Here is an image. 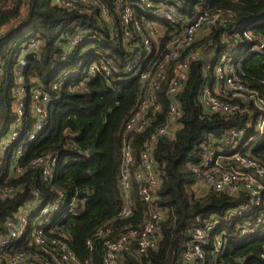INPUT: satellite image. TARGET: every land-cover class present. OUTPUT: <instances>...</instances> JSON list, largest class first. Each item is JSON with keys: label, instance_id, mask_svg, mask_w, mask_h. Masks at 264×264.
I'll use <instances>...</instances> for the list:
<instances>
[{"label": "trees", "instance_id": "16d2710c", "mask_svg": "<svg viewBox=\"0 0 264 264\" xmlns=\"http://www.w3.org/2000/svg\"><path fill=\"white\" fill-rule=\"evenodd\" d=\"M62 1L67 0H15L12 4L9 0H0V127L4 125L0 138L9 134L15 121L17 52L24 42L38 38L39 50L29 51L25 56L24 78L29 96L37 87L49 96L48 118L40 137L28 145L21 167L46 155H57L59 159L57 171L48 182L42 179L41 166L25 169L19 176H4L0 187L24 186L26 192L0 201V232H6L7 220L32 198L31 189H37L46 202L61 191L65 199L56 220L68 230L72 250L81 261L103 264L101 240L96 241L93 252L89 251L87 242L95 241L99 229L111 228L114 235H118L127 228L141 227L151 209L135 183L131 197L133 215L128 219L118 217L124 204L119 185L124 126L136 109L142 83L133 76L127 80L126 66L130 56L120 45L108 42V28L100 14L101 6H92L89 14L79 13L65 7ZM95 1L107 6L116 17L115 0ZM125 2L138 3V13L144 14L142 20L165 28L157 54L143 66L144 72L153 71L169 54L167 45L182 28L158 19L153 15V9L141 6L140 0ZM166 3L176 4L177 14L188 19L205 9L211 15L218 11L231 13L232 18L228 24L217 23L204 29L205 35L184 53L201 49L204 59L192 61L189 79L179 95L183 110L182 129L173 141L160 138L154 151L162 177L156 205L168 210L167 217L160 223L157 251L142 257L125 253L123 264H189L183 259V253L189 240L187 229L191 221L198 218L196 224L203 225L205 221L224 220L230 210L240 208L247 201L243 194L234 197L208 191L199 195L191 167L200 163L211 137L222 146L234 132L246 130L243 143L251 137L260 140L255 112L252 116L209 114L203 109L200 95L205 83L215 85V81L211 82L213 69L207 70L210 52L216 50L218 58L228 44L236 41L247 44L242 33L252 24L264 22V0H169ZM78 7L82 8V5L78 4ZM116 19L119 23L120 18ZM12 20H15L14 24H11ZM3 27L7 28L5 32H2ZM250 31L264 37V23L253 26ZM81 33L83 45L72 52L70 43ZM224 36L228 40L226 43L222 42ZM101 58H107L117 68L109 82L102 75L90 73L91 63H101ZM173 65L168 66V76ZM242 69L245 85L264 99V50L246 53ZM55 83L58 90H54ZM166 89L167 84L163 83L159 91L161 113L145 132L135 136L136 163L143 142L166 120ZM31 102L29 98L22 137L33 130ZM246 105L257 111L252 103ZM262 139L261 143L255 141L249 148L250 154L260 162H264V136ZM94 145L97 154L89 158ZM74 200L77 203L72 205ZM236 227L237 223L231 228H222L227 247L220 261L223 264H264V233L239 239ZM206 253L210 256L209 249Z\"/></svg>", "mask_w": 264, "mask_h": 264}, {"label": "built area", "instance_id": "2783aa9c", "mask_svg": "<svg viewBox=\"0 0 264 264\" xmlns=\"http://www.w3.org/2000/svg\"><path fill=\"white\" fill-rule=\"evenodd\" d=\"M14 1L9 0L11 4ZM140 1L145 9H153L152 13L158 19L171 24L172 27L182 28L181 33L167 45L169 54L163 62L155 70L146 72L143 66L157 54L165 28L154 22L142 20L144 14L138 13V3L127 4L125 0H115L116 17H114L107 6L99 5L95 0L62 1L65 7L76 9L79 13L89 14L92 6H101L100 14L104 25L108 28V42L120 45L130 56L126 66L127 80L129 81L133 76L142 83L136 109L124 126L122 166L119 175L124 204L118 217L128 219L133 215L131 197L135 183L140 188L143 201L149 204L151 209L141 227L127 228L118 235H114L115 232L111 228L99 229L95 234V241L87 242L89 251L93 252L96 241L101 240L103 264H123L125 253L142 257L157 251L160 223L166 219L168 210L156 205L162 177L154 151L160 138L173 141L182 129L183 110L179 95L189 79L192 61L204 59L201 49L189 54L184 53L201 38L204 29L217 23L228 24L229 19L232 18L231 13L218 11L211 15L205 9L194 18L188 19L178 15L176 4L166 3L169 0ZM78 4H81L82 8H79ZM117 17L120 18L119 23ZM14 23L15 20H12L11 24ZM263 23H254L243 31L247 44L238 41L235 44H228L218 58L216 50L210 52L207 70L213 69L211 82L215 81V85L205 83L201 89L200 101L204 111L227 117L252 116L255 112L258 116L256 131L260 140L251 137L243 143L246 130L234 132L222 146L211 137L204 148L202 160L191 167L200 194L205 195L208 191L227 193L234 197L243 194L247 201L240 208L230 210L224 220L205 221L203 225L196 224L199 222L198 218L191 221L187 229L189 240L183 253V259L189 264H223L220 258L225 253L227 240L222 228H231L237 223L239 239L264 233V162L258 161L249 152L251 144L255 141L258 144L263 140L264 99L245 85V74L242 69L243 56L246 53L264 50V37L253 35L250 31L253 26ZM6 29L3 27L2 32ZM81 36L82 33L72 39L70 43L72 52L83 45ZM227 41L224 36L222 42ZM39 48L40 41L35 38L30 42H24L17 52L19 63L15 88V121L9 134L0 144V185L5 175L8 178L19 176L25 172V169H35L38 166L42 168L43 181L48 182L58 168L57 155H46L21 167L28 145L40 137L48 118L46 107L50 102L49 96L44 94L40 87L35 88L29 96L24 78V69L27 66L25 56L29 51L37 52ZM101 60V63L96 61L91 63L90 73L102 75L109 82L110 77L117 72V68L107 58ZM214 61L212 66L211 63ZM171 63L174 65L171 75L168 76L167 69ZM163 83L167 84L166 120L143 142L136 163L135 136L145 132L155 117L161 113L159 91ZM58 89L59 86L55 83L54 90ZM29 98L32 100L30 111L33 115V130L22 137L23 128L27 123L25 117ZM249 102L257 111L246 105ZM25 192L24 186L0 187V201L13 199ZM30 193L32 198L7 220L6 232H0V264H90V261H81L76 256L69 244L68 230L62 228L56 220L63 209L64 193L58 192L57 196L51 201L47 200L48 202L37 189H31ZM75 203L76 200L72 205ZM82 204L84 205V202ZM206 249L210 250V256L207 255Z\"/></svg>", "mask_w": 264, "mask_h": 264}, {"label": "rangeland", "instance_id": "374dc122", "mask_svg": "<svg viewBox=\"0 0 264 264\" xmlns=\"http://www.w3.org/2000/svg\"><path fill=\"white\" fill-rule=\"evenodd\" d=\"M206 32H204L201 37H203L205 35ZM3 130H4V125L0 127V136L1 134L3 133ZM4 137L0 138V144L2 143ZM206 192V189L204 190ZM199 195H203V194H200V192H198Z\"/></svg>", "mask_w": 264, "mask_h": 264}, {"label": "water", "instance_id": "95a60500", "mask_svg": "<svg viewBox=\"0 0 264 264\" xmlns=\"http://www.w3.org/2000/svg\"><path fill=\"white\" fill-rule=\"evenodd\" d=\"M97 154L96 145L93 146L92 150L89 152V158H92Z\"/></svg>", "mask_w": 264, "mask_h": 264}]
</instances>
